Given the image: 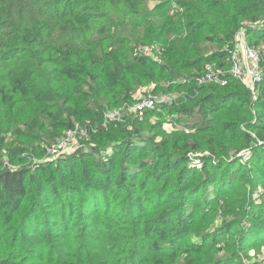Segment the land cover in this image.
<instances>
[{"label": "trees", "instance_id": "trees-1", "mask_svg": "<svg viewBox=\"0 0 264 264\" xmlns=\"http://www.w3.org/2000/svg\"><path fill=\"white\" fill-rule=\"evenodd\" d=\"M241 27L264 42V0H0V264H243L261 247L264 72L255 100L194 82L228 67ZM148 92L176 100L101 125ZM79 125L86 146L45 162ZM203 216L216 233L192 230Z\"/></svg>", "mask_w": 264, "mask_h": 264}, {"label": "built area", "instance_id": "built-area-1", "mask_svg": "<svg viewBox=\"0 0 264 264\" xmlns=\"http://www.w3.org/2000/svg\"><path fill=\"white\" fill-rule=\"evenodd\" d=\"M145 52L150 49L146 46ZM229 65L227 68L207 63L202 70L194 77L197 86L206 84H215L225 86L230 78L242 80L249 89L252 99L255 100L257 89L262 82L264 72V46H252L247 41L245 29L241 27L235 37V41L228 50ZM176 100V96L166 93L143 94L135 100L131 106L123 105L120 108L104 113L102 126L110 121H121L126 107L134 112L135 116L142 118L147 111L155 109L158 103H172ZM89 130L87 126H78L77 130H68L63 137L57 140L53 145L46 149L48 160H53L59 156H64L67 150L73 146L76 149L80 146V139L86 138ZM201 155H190L194 158V162L200 166Z\"/></svg>", "mask_w": 264, "mask_h": 264}, {"label": "rangeland", "instance_id": "rangeland-1", "mask_svg": "<svg viewBox=\"0 0 264 264\" xmlns=\"http://www.w3.org/2000/svg\"><path fill=\"white\" fill-rule=\"evenodd\" d=\"M255 45H256V47L264 46V42L260 41L259 43L255 44ZM263 63H264V61H263ZM152 120H154V119L152 118ZM80 126H82V125H80ZM162 127H163V129L165 131H169V129H170V126H168V124L166 122H163ZM89 136H90V134L88 133L86 135V140L89 139ZM82 142H83V138H82V140H80V146H79L78 150L79 149H82L83 147L86 146V145H82L83 144ZM76 150H77L76 147L71 146L67 150L66 155L64 157H62V158L68 157L69 155L73 154ZM204 153H206V152H204ZM204 153L197 151V152H194L191 156H193V155L194 156L195 155H201L202 156ZM251 155H252L251 152H247L246 151V152H242V153L238 154L236 158L239 161V163L242 164V166H246V168L249 169L248 163L250 162ZM43 157L44 156H42V157H36V160L37 161H39V160L40 161H43ZM47 158H48V156H47V152H46V156H45L44 161L45 162L46 161H52V160H48ZM194 158L195 157H192V159L190 160V163L188 164V169H194V168H196V169L200 170L201 169V166H202V162L200 160V166L198 167L196 165V163L194 162ZM31 167L34 168V167H36V165L32 164ZM223 167H226L225 164L223 165ZM225 170L226 169L224 168L220 172H218V178L220 177L219 176L220 174L222 175L225 172ZM216 186L217 187H211L209 189L208 193H215V194H217L219 192V189L222 188L223 184L216 183ZM257 188L259 190H261V187H257ZM200 198H201V196H200ZM212 201H214V199H212L211 202ZM223 202L224 201H223L222 198H218V200H216V202L213 203V206L215 205L216 208L221 209V206H222ZM198 203H200L199 198H196L195 200L190 201L189 211L191 212V211H194L195 210V213H194L195 216H198V215L202 214L204 212V210H205L200 204L198 205L197 208L193 207L195 204H198ZM117 206H119V205H116V207ZM207 225H208V220L206 219L205 216H203L199 221H197V223H195L193 225L192 230L195 231L196 229H200V231L197 232V233H200L201 235H203V234H214V233L217 232V229H215L212 226H209V225L207 226ZM254 255H257L258 256L256 258L257 261H260V260H262L264 258V244L261 245V247H259V248L258 247L257 248H247L246 255L243 256V258H242L243 264H249V261L251 260L252 257H254Z\"/></svg>", "mask_w": 264, "mask_h": 264}]
</instances>
